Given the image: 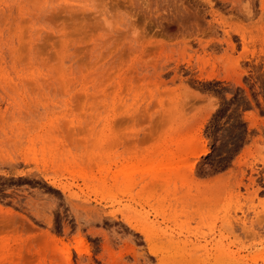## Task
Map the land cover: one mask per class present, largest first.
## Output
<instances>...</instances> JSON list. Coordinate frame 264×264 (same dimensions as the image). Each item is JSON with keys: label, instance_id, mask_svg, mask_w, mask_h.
Returning <instances> with one entry per match:
<instances>
[{"label": "rangeland", "instance_id": "374dc122", "mask_svg": "<svg viewBox=\"0 0 264 264\" xmlns=\"http://www.w3.org/2000/svg\"><path fill=\"white\" fill-rule=\"evenodd\" d=\"M0 264H264V0H0Z\"/></svg>", "mask_w": 264, "mask_h": 264}, {"label": "bare ground", "instance_id": "6f19581e", "mask_svg": "<svg viewBox=\"0 0 264 264\" xmlns=\"http://www.w3.org/2000/svg\"><path fill=\"white\" fill-rule=\"evenodd\" d=\"M244 226V225H243Z\"/></svg>", "mask_w": 264, "mask_h": 264}]
</instances>
